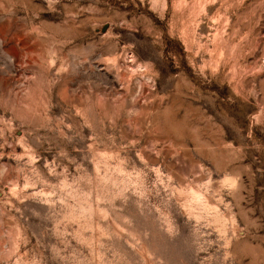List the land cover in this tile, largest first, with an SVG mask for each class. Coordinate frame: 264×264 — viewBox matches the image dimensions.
Returning a JSON list of instances; mask_svg holds the SVG:
<instances>
[{
  "label": "rangeland",
  "instance_id": "rangeland-1",
  "mask_svg": "<svg viewBox=\"0 0 264 264\" xmlns=\"http://www.w3.org/2000/svg\"><path fill=\"white\" fill-rule=\"evenodd\" d=\"M0 264H264V0H0Z\"/></svg>",
  "mask_w": 264,
  "mask_h": 264
}]
</instances>
